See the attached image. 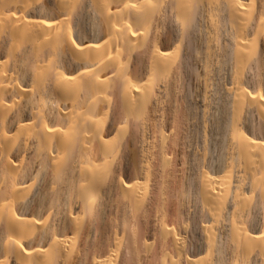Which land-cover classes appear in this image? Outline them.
I'll return each mask as SVG.
<instances>
[{
  "label": "bare ground",
  "instance_id": "bare-ground-1",
  "mask_svg": "<svg viewBox=\"0 0 264 264\" xmlns=\"http://www.w3.org/2000/svg\"><path fill=\"white\" fill-rule=\"evenodd\" d=\"M0 264H264V0H0Z\"/></svg>",
  "mask_w": 264,
  "mask_h": 264
}]
</instances>
